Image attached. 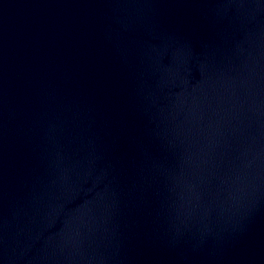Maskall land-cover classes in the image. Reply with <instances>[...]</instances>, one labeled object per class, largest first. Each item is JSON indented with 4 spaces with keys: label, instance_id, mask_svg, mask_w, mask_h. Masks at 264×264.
<instances>
[{
    "label": "water",
    "instance_id": "water-1",
    "mask_svg": "<svg viewBox=\"0 0 264 264\" xmlns=\"http://www.w3.org/2000/svg\"><path fill=\"white\" fill-rule=\"evenodd\" d=\"M0 264H264V0H0Z\"/></svg>",
    "mask_w": 264,
    "mask_h": 264
}]
</instances>
